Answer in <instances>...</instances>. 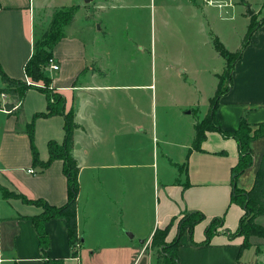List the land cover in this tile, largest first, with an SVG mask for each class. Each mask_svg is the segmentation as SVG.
Instances as JSON below:
<instances>
[{
	"label": "crops",
	"instance_id": "0c3cea01",
	"mask_svg": "<svg viewBox=\"0 0 264 264\" xmlns=\"http://www.w3.org/2000/svg\"><path fill=\"white\" fill-rule=\"evenodd\" d=\"M105 1L0 0V68L9 78L23 82L29 80L23 67L52 15L78 6L71 23L64 26V36L50 52L59 70L47 67L44 71L49 88L62 98V113L43 114L49 100L38 82H32L19 99L9 93L0 97L1 105H18L11 112L0 109V264H45L33 224L43 208L35 200L58 207L66 204L63 160L54 158L45 167L42 163L49 160V141L63 144L64 113L69 111L75 128L71 154L78 166L76 218L80 242L77 251L75 243L69 244L64 218L56 216L42 222L49 239L48 264H157L150 246L156 228L170 224L165 242H171L178 232L177 221L191 211L202 212L205 217L180 237L178 264H247L253 245L241 250L242 236H230L244 215L242 207L231 201V168L238 161V144L221 131L236 130L241 119L251 125L264 121L262 19L233 62L228 90L217 98L215 116L221 131L207 130L200 150L191 149V145L195 125L207 115L218 76L226 66L213 40L236 52L263 0L256 9L249 0H231L232 5L221 8L203 0L166 2L199 19L202 36L198 35L193 48L199 63L207 58V45L224 63L221 73L212 74L216 81L212 95L206 97L204 112L188 120L187 136L179 143L183 151L180 163L166 155L165 146L175 142L165 138L163 122L159 126L157 95L147 93L145 100V90L152 85L134 77L147 73L148 67L123 65V55L112 51L102 37L103 24L97 20ZM86 6L94 10V18ZM237 17L242 20L240 30L234 24ZM138 46L141 51V44ZM185 71L178 70L186 76L183 83L187 84ZM191 79L193 90L190 99L180 105L183 111L174 116L178 120L199 111L200 90L196 79ZM3 86L0 80V88ZM142 154L147 161L140 157ZM168 164L174 165L173 173L169 174ZM216 217L223 219L219 231L202 244L205 227Z\"/></svg>",
	"mask_w": 264,
	"mask_h": 264
},
{
	"label": "rangeland",
	"instance_id": "374dc122",
	"mask_svg": "<svg viewBox=\"0 0 264 264\" xmlns=\"http://www.w3.org/2000/svg\"><path fill=\"white\" fill-rule=\"evenodd\" d=\"M72 1L75 3L82 0ZM196 1L199 2V0ZM249 1L256 9V4L260 0ZM166 2L169 1L107 0L102 6L103 10L100 11L97 24H103V35L105 36L102 37L107 39L108 47L110 46L112 51H120L123 55V65L135 68L140 63L148 67L147 73L137 74L134 77L145 84L152 85L148 90H145L146 93L144 92L145 100L148 97L147 93L151 96L157 95L159 126L163 122L165 138L175 142L165 146L166 155L169 156L171 161L180 163L183 151L179 147V143L183 142L184 137L187 136L188 120L197 119L204 112V108L207 106L206 97L212 95L216 81L212 74L214 71L221 73L224 63L222 64L223 60L221 58L216 59L213 56L209 45H207V58L203 63H199L198 55L193 49L196 48L198 35L202 36L199 34V19L191 17L188 11H178V8L170 7ZM89 9L94 18V10L91 7ZM238 9L240 7H237ZM262 12L263 10L260 8L256 14H253L252 18H256L254 22L258 23L263 18ZM241 21L237 17L234 23L239 30L241 29ZM221 23L224 24L225 22L221 21ZM138 43L142 46L141 51ZM181 68H186L187 84L183 83V77L186 76L184 74L182 76V73L178 72ZM192 77L196 79L200 90V95L197 98L199 111H193L191 115H184L181 118L182 120H178L174 116L179 111H183V108H180L183 101L190 99L193 90L191 87ZM38 83H41L42 87L47 90L51 100L58 101L57 93L53 92L46 82L39 81ZM223 87L225 86L223 85ZM263 148V139H259L252 144L255 165L250 166L245 172L236 177L234 184L238 188L246 191L253 187ZM142 156L143 161H147L145 154L140 155L141 158ZM161 165L160 158L159 166ZM167 166L169 174L175 171L174 165L168 164ZM180 170H183V168H180ZM144 171L149 172V169L144 168ZM139 196L140 192L138 191ZM254 222L264 226V214L256 217ZM249 223L248 221L247 224ZM249 238L253 243V251L248 254L246 263L264 264V238L254 236ZM77 246V243L73 244L76 251ZM156 261L157 264H161L158 260ZM152 264L156 263L153 261Z\"/></svg>",
	"mask_w": 264,
	"mask_h": 264
},
{
	"label": "trees",
	"instance_id": "16d2710c",
	"mask_svg": "<svg viewBox=\"0 0 264 264\" xmlns=\"http://www.w3.org/2000/svg\"><path fill=\"white\" fill-rule=\"evenodd\" d=\"M243 1V0H241ZM78 6H71L67 9H60L55 12L51 19L50 24L47 27L46 31L43 33L41 39L34 43V49L32 52L31 58L25 63L24 69L27 75V78L32 82H46L49 84V78L44 75V71L46 69L49 58L52 57L50 53L55 43H57L62 36H64V26L71 23L73 20L74 14L77 10ZM262 17L264 21V0L262 4ZM256 18H252V21L248 25V28L243 36L239 49L231 53L225 48L222 47L221 43L217 40H213V46L218 51L220 56H222L225 60L226 66L221 75L218 76V84L214 91V95L210 100L209 111L207 115L199 120V122L195 125V136L194 141L191 145V149L200 150V143L203 140L204 133L207 130H220L219 124L217 123V119L215 116V107L218 103V97L220 93L223 91H227L229 88L228 80L230 82V72L234 65V61L239 58L241 55L243 46L247 43L250 35L256 28L257 22H254ZM0 80L1 83L5 84L2 88H0V94L2 92L9 93L13 95L15 99H19L25 90L31 85L26 84L20 80H14L9 78L0 68ZM226 85L223 88V85ZM46 97L48 98V108L44 115L52 114L53 112H60L62 109V98H60L59 94H57L58 101L51 100L49 98L48 92L44 89ZM13 104L4 103L1 105L0 109H5L8 112L12 110ZM64 128L65 134L63 139V144L59 145L54 143L53 141H49V160L47 162L42 163V167H45L49 161L54 158H61L63 160V173L66 174L67 178V188H68V197L66 204L63 206H54L47 204L44 200L37 199L35 200L37 204H40L43 208L42 212L37 215L34 219V228L36 234L38 235L39 248L41 249V256L44 259V263L48 264L50 259L47 256L49 239L48 235L44 232L42 228V222L51 218V217H62L66 220L67 233L69 235V244L79 243L80 236L77 232V203L76 197L79 192L78 188V166L76 160L72 157L71 151L73 148V113L71 111L64 113ZM239 126L234 131L222 132L225 136H232L236 139L238 144V161L231 168L232 169V182L234 184L235 179L238 175L245 172L250 166L254 163V153H252V143L259 138L264 137V121L259 122V124L251 125L245 121V119H241L239 122ZM29 133H31L29 131ZM262 155L260 161L257 165V171L254 179V185L249 190H244L242 188H238L236 184H234V189L231 193V201L239 204L243 209V216L241 217L236 230L230 235L242 236V246L241 250L247 248L248 246L253 245L251 243V236L264 238V226L259 225L254 222V219L261 214H264V148L262 150ZM35 159V158H34ZM37 161V159H35ZM14 195V194H12ZM205 215L202 212L191 211L184 214L182 218H180L177 222V234L171 242H165L166 234L168 233V229L170 224L165 226L162 229L156 228L150 242L151 249L154 250L156 255V260H158L161 264H178L176 250L178 247L179 239L183 235L184 232H191L192 227L201 222L204 219ZM222 217H216L212 219L209 224L205 227V238L202 241V244H206L210 241V239L217 234L219 231L218 227H220L222 223ZM248 221L250 222L249 224ZM190 242L191 241L190 238Z\"/></svg>",
	"mask_w": 264,
	"mask_h": 264
},
{
	"label": "built area",
	"instance_id": "2783aa9c",
	"mask_svg": "<svg viewBox=\"0 0 264 264\" xmlns=\"http://www.w3.org/2000/svg\"><path fill=\"white\" fill-rule=\"evenodd\" d=\"M203 1H204V3L207 4V5H210V6L213 5V6H216V7H219V8H221V7H226V6H229V5H232L231 0H228V3H224V0H203ZM47 67H48V68H51V70H53V71H58V70H59V66H58V64L56 63V61L54 60L53 57L49 58L46 68H47ZM25 83L28 84V85H31V86L33 85L32 82L29 81V80H26ZM7 96H8V95H7L6 93H4V92H2V93L0 94V97H1L2 99H3V98H6ZM17 106H18V105H13L12 110L16 109ZM7 112H8V111H7ZM27 172H28V173H33V170H32V169H27Z\"/></svg>",
	"mask_w": 264,
	"mask_h": 264
},
{
	"label": "water",
	"instance_id": "95a60500",
	"mask_svg": "<svg viewBox=\"0 0 264 264\" xmlns=\"http://www.w3.org/2000/svg\"><path fill=\"white\" fill-rule=\"evenodd\" d=\"M90 1H92V0H83L84 3H90ZM248 13H249V14H252V11L250 10L249 7H248ZM129 236H132V234L130 233ZM140 242L142 243V242H143V239L140 240Z\"/></svg>",
	"mask_w": 264,
	"mask_h": 264
}]
</instances>
